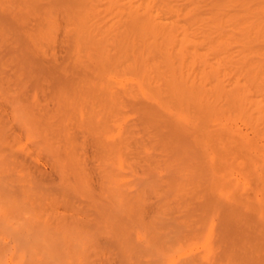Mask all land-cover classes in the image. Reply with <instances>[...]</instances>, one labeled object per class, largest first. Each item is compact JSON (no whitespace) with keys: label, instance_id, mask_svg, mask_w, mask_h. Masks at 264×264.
<instances>
[{"label":"rangeland","instance_id":"374dc122","mask_svg":"<svg viewBox=\"0 0 264 264\" xmlns=\"http://www.w3.org/2000/svg\"><path fill=\"white\" fill-rule=\"evenodd\" d=\"M124 1L0 0V264L264 263V0H152L198 56H129Z\"/></svg>","mask_w":264,"mask_h":264},{"label":"bare ground","instance_id":"6f19581e","mask_svg":"<svg viewBox=\"0 0 264 264\" xmlns=\"http://www.w3.org/2000/svg\"><path fill=\"white\" fill-rule=\"evenodd\" d=\"M81 1L82 0H79V3ZM136 2L135 0H128L121 3L120 7H122V11L118 20L119 28L123 29V35H126V38L128 37L125 39V43H127L129 48V51H127L129 56H175V50L178 52V42H181L179 51L181 53L184 52L183 56H198L195 53L189 52L188 45H191V42L189 41L188 29L179 25L180 14L176 10H168V13L175 19L164 23L162 17L153 15V9L156 7V3L151 5V0L144 10L143 4L135 5ZM69 6L70 11L73 13L79 10V5L76 1H71ZM186 8L189 9L190 7L186 5ZM193 9L194 8L189 9V14L193 12ZM82 22L86 23V21ZM105 25H107L105 30L109 33L108 22H106ZM95 27L94 25V29ZM91 32H94V30L92 29ZM69 33L71 37L75 36L74 31L70 30ZM148 33L152 36L150 35V37H148ZM85 35L87 36L88 34ZM161 36L166 37L164 48L160 47ZM152 39L154 40L151 41ZM184 48L186 49L184 50ZM178 55L181 54L178 53ZM100 81L101 83L95 84L94 90L100 91L102 99L109 105V81L102 79H100ZM75 86L78 90H86L92 85L88 81H83L76 83ZM221 222V220L219 222L216 220L211 222V227L208 229L210 230V236L217 234L221 229ZM221 239L225 241L223 236ZM206 243L207 244H204L205 256L202 259V262L205 264L214 259L218 262L222 261L221 264H264L257 254H255L248 241L242 243L237 242L239 245L235 242H228L226 250L220 247L217 248L216 244L211 242L210 239H207ZM237 249L240 250L238 251ZM226 256L228 258H226Z\"/></svg>","mask_w":264,"mask_h":264}]
</instances>
